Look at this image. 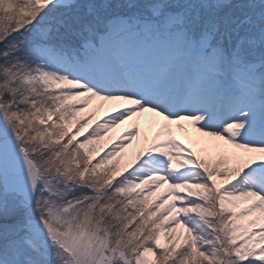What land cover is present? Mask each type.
Masks as SVG:
<instances>
[{
    "label": "snow or ice",
    "instance_id": "6c2138e0",
    "mask_svg": "<svg viewBox=\"0 0 264 264\" xmlns=\"http://www.w3.org/2000/svg\"><path fill=\"white\" fill-rule=\"evenodd\" d=\"M0 264H264V0H0Z\"/></svg>",
    "mask_w": 264,
    "mask_h": 264
},
{
    "label": "rangeland",
    "instance_id": "374dc122",
    "mask_svg": "<svg viewBox=\"0 0 264 264\" xmlns=\"http://www.w3.org/2000/svg\"><path fill=\"white\" fill-rule=\"evenodd\" d=\"M121 2H122V0H121ZM128 42L137 51L147 52V48L145 47L147 42H146L145 38H143V37H131L130 36ZM96 103H99V102L93 101V104H96ZM114 107H120L119 102H105L104 107L98 109L96 116H94L93 120L89 122L91 124V126H94L95 122L103 119L105 117L106 113L110 112ZM81 115H84V113H81ZM151 117H152V115L149 116L147 119H145L144 117L140 118L141 135H143L144 131L146 130L147 121ZM156 119H159V118H156ZM183 123H186L187 131L185 132L184 130L177 129L175 127V125H173L174 134L176 135L177 139L183 140L185 142V144H188L190 147H192L199 154L201 145L196 144L194 141L197 137H199L200 134L196 132L194 127L187 124V122H183ZM130 124H131V121L126 122L125 125H121L118 128L113 129L111 132L105 134L104 139L101 140L95 147L101 152L104 150H107V148L110 147V145L116 141L117 136H119L125 130V128L128 127ZM152 130L154 131V129H152ZM136 150H138V141L133 140L131 145L128 148L123 150L122 155L119 157H116L114 159H120L121 166H122L129 159H131L132 155L134 154V152Z\"/></svg>",
    "mask_w": 264,
    "mask_h": 264
},
{
    "label": "bare ground",
    "instance_id": "6f19581e",
    "mask_svg": "<svg viewBox=\"0 0 264 264\" xmlns=\"http://www.w3.org/2000/svg\"><path fill=\"white\" fill-rule=\"evenodd\" d=\"M107 111V110H106ZM152 114H148V113H146L143 117L145 118V119H147L149 116H151ZM135 141H137V140H135ZM135 143V142H134Z\"/></svg>",
    "mask_w": 264,
    "mask_h": 264
}]
</instances>
